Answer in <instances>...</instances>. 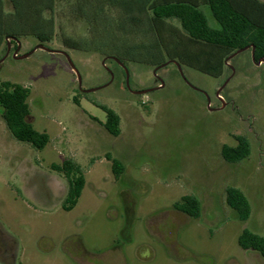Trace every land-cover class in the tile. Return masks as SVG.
I'll return each instance as SVG.
<instances>
[{"label": "rangeland", "instance_id": "rangeland-1", "mask_svg": "<svg viewBox=\"0 0 264 264\" xmlns=\"http://www.w3.org/2000/svg\"><path fill=\"white\" fill-rule=\"evenodd\" d=\"M112 2L57 0L50 41L11 37L21 45L20 56L37 45L65 52L81 76V89L99 90L80 92L59 54L37 49L24 59L11 53L0 63V80L28 88L27 121L49 137L41 150L16 141L0 109V228L18 241L16 263L74 264L60 251V241L79 234L89 254L82 257L96 255L99 264H264L257 253L237 244L243 230L264 236V64L255 66L249 50L231 59L234 73L219 93L225 102L219 109L214 93L230 68L224 65L216 78L170 59L175 50L169 36H164V50L154 48L153 37L143 28L133 29ZM4 9L10 10L7 1ZM22 17L36 19L29 11ZM4 48L5 43L0 58ZM105 57L125 66L131 91L153 85L157 66L152 63L174 60L186 82L209 97L215 110L208 111L204 96L186 85L173 64L157 73L162 87L141 97L124 88L121 68L107 60L114 77L102 87L109 82L101 66ZM99 106L117 114L116 138L104 130ZM238 135L248 140L250 154L226 163L220 150L234 146ZM108 156L123 166L118 180ZM66 160L78 165L84 178L68 212L62 210L67 181L51 169ZM228 187L249 202L246 221L226 206ZM184 195L199 201L198 218L173 212Z\"/></svg>", "mask_w": 264, "mask_h": 264}, {"label": "trees", "instance_id": "trees-1", "mask_svg": "<svg viewBox=\"0 0 264 264\" xmlns=\"http://www.w3.org/2000/svg\"><path fill=\"white\" fill-rule=\"evenodd\" d=\"M5 1L10 6L8 12L4 9ZM56 1L0 0V46L6 39L17 36H32L39 42L50 41L53 34L50 14L54 12ZM112 1L114 7L123 11L133 29L143 28L153 37L150 43L154 48L164 50V36H169L175 50L169 58L177 59L179 64L209 76H221L225 59L245 47L249 48V52L253 47L254 61L264 58V0ZM23 11L31 12L36 19L25 21ZM63 43L67 44V41ZM70 46L76 47L74 44ZM138 48H145V45L140 44ZM152 64L159 66L161 62ZM28 96V88L0 80V109L5 127L16 141L41 150L48 143L49 137L45 132L36 131L27 121ZM99 107L105 113V131L113 137L118 136L120 130L117 114L104 106ZM234 141V146L223 145L220 150V156L226 163L243 161L250 154V144L246 137L238 135ZM107 160L110 161L114 179L118 180L123 172L121 162L109 156ZM51 169L63 173L67 181L62 210L68 212L76 205L83 189V175L79 166L68 160L60 166L52 165ZM225 204L238 220L246 221L249 218L250 204L238 189H225ZM174 208L190 218H198L200 214L199 201L190 195L182 196ZM237 244L243 250L257 253L264 260V236L243 230Z\"/></svg>", "mask_w": 264, "mask_h": 264}, {"label": "flooded vegetation", "instance_id": "flooded-vegetation-1", "mask_svg": "<svg viewBox=\"0 0 264 264\" xmlns=\"http://www.w3.org/2000/svg\"><path fill=\"white\" fill-rule=\"evenodd\" d=\"M7 46H8V54L7 56H9L11 53H12V56H13V53L15 50H17L18 48V51L16 53V59L17 57H20V55H18L19 53V50L21 48V45L19 44V41H14L12 39H6L5 40V51H7ZM38 46V45H37ZM36 46V47H37ZM35 47V48H36ZM34 48V49H35ZM33 49V50H34ZM37 50V49H36ZM39 50V49H38ZM34 52V51H33ZM250 53V52H249ZM6 56V57H7ZM1 59V58H0ZM103 60V59H102ZM109 60V59H108ZM107 61V60H106ZM112 61V60H111ZM116 64V63H115ZM117 65V64H116ZM225 65V64H224ZM102 66V65H101ZM118 66V65H117ZM226 66V65H225ZM103 69L105 70V72L107 73L108 75V81L110 80L111 78V75L112 77H114V74L113 72L108 69L106 66H105V62H104V66H102ZM119 67V66H118ZM232 67V66H231ZM176 68V67H175ZM163 69V68H162ZM161 70V69H159ZM156 71L155 73V76L153 75V85L149 88H142L138 91H141V90H145V89H150V88H154V87H157L160 85L159 83V78H158V71ZM122 75H123V78L125 79V76H124V73H123V70L120 69ZM177 71V70H176ZM153 72V71H152ZM178 73V72H177ZM179 75V73H178ZM180 76V75H179ZM181 78V77H180ZM108 83V82H107ZM123 83H124V80H123ZM77 84V83H76ZM222 85V84H221ZM78 87V86H77ZM124 88L127 90V88L125 87V84H124ZM78 90L82 93H84L82 89H79ZM194 90V89H193ZM128 91V90H127ZM198 91V90H196ZM129 92V91H128ZM200 92L203 96L204 94L201 92V91H198ZM216 92V91H215ZM130 93V92H129ZM150 93V92H149ZM147 93V94H149ZM146 94V95H147ZM215 94V93H214ZM146 95H137V96H146ZM220 97V95H219ZM209 98V97H208ZM216 98V96H215ZM217 99V98H216ZM204 100L206 101V107H207V99L205 98L204 96ZM218 100V99H217ZM219 101V100H218ZM229 104V103H228ZM209 105H210V98H209ZM212 111L215 110L214 108H210ZM105 130V129H104ZM107 133V132H106ZM108 134V133H107ZM109 135V134H108ZM111 136V135H110ZM113 137V136H112ZM117 136H115L114 138H116ZM65 197V196H64ZM64 199V198H63ZM175 213L177 214H181L183 216H186L184 213H182L180 210L178 209H175L174 208V211ZM46 238L45 236H42L41 239H44ZM17 251H18V241L16 240L15 237L7 234L6 232H4L1 228H0V264H17L16 263V259H17ZM60 251L62 252V254L68 258L71 262H74V264H99L98 263V256L96 257V255H93L92 258H88V257H82V255H89L87 254V252L84 250L83 248V245L81 243V240H80V236L79 234H72V235H69V236H66L64 237L61 241H60ZM85 253V254H84Z\"/></svg>", "mask_w": 264, "mask_h": 264}, {"label": "water", "instance_id": "water-1", "mask_svg": "<svg viewBox=\"0 0 264 264\" xmlns=\"http://www.w3.org/2000/svg\"><path fill=\"white\" fill-rule=\"evenodd\" d=\"M36 49H39V50L44 51V52H47V53H55V54H59V55L63 56L64 59H65L66 64L68 65V67H69V69H70V71H71V72L74 74V76H75V80H76V83H77L78 88L81 89V76H80L78 70L76 69L75 65L73 64V62H72V60L70 59V57H69L68 54H66V53L63 52V51H55V50L47 49V48L43 47L42 45H38L33 51H35ZM248 49H249L248 47H245V48L239 49V50L235 51L234 53L230 54V55L225 59V61H224V64L230 68V70H231V75L225 80V82H224V83H223V84H222V85L216 90V92H215V96H216V98L221 102V106H220L219 109H222V108L225 106V102L223 101V99H222L221 97H219V93L221 92V90L224 88V86L227 84V82L230 80L231 76H232L233 73H234L233 68L229 65L228 62H229L231 59H233L235 56H237L238 54H240V53H242V52H244V51H247ZM17 51H18V48H17V50H15L14 53H13V57H14V58L16 57V53H17ZM33 51H32V52H33ZM32 52H30V53H28V54H25V55H23V56L17 57V59H24V58H27V57L29 56V54H31ZM7 54H8V46H7V51H6L5 56H4L3 58L0 59V63L6 58ZM250 58H251L252 63H253L255 66H260V65L264 64V58H261V59H259V60H257V61H254L253 47H252L251 50H250ZM108 59H109V60H112L114 63H116V64H117V65L123 70V72H124V76H125V79H124L125 87L127 88V90H128L131 94H133V95H146L147 93L152 92V91L157 90L158 88H161V87H162V82H161L160 79H158V80L160 81V85L157 86V87L150 88V89H145V90H141V91H131V90L129 89V83H128V72H127L125 66H124L119 60H117V59H115V58H113V57H105V58H103V60L101 61V65L104 66V62H105L106 60H108ZM169 64H173V65L176 67V70H177V72L179 73L181 79L186 83V85H188L190 88L194 89L193 87H191V86L186 82V80H185V78H184V76H183V73H182V71H181L180 65H179L176 61H174V60H169V61H167V62H165V63H163V64L157 66V67L153 70L152 74L155 76V73H156L157 70L162 69V68L166 67V66L169 65ZM112 79H113V77H112V75H111V78H110L109 82L106 83V84H105L104 86H102V87H105V86H107L108 84H110L111 81H112ZM102 87H101V88H102ZM99 89H100V88H93V89H90V90H84L83 92H84V93H92V92H95V91H97V90H99ZM194 90H196V89H194ZM204 96H205V98L207 99V109H208V111H212V110L209 108V98H208L205 94H204Z\"/></svg>", "mask_w": 264, "mask_h": 264}, {"label": "crops", "instance_id": "crops-1", "mask_svg": "<svg viewBox=\"0 0 264 264\" xmlns=\"http://www.w3.org/2000/svg\"><path fill=\"white\" fill-rule=\"evenodd\" d=\"M260 1H262V0H260ZM41 250H43V251H44V249H42V248H41Z\"/></svg>", "mask_w": 264, "mask_h": 264}]
</instances>
